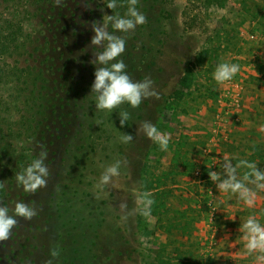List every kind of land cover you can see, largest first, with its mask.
Segmentation results:
<instances>
[{"label":"rangeland","instance_id":"374dc122","mask_svg":"<svg viewBox=\"0 0 264 264\" xmlns=\"http://www.w3.org/2000/svg\"><path fill=\"white\" fill-rule=\"evenodd\" d=\"M127 4L0 0V206L11 215L25 202L38 213L17 218L0 242V264H255L239 229L250 216L264 226V190L245 181L256 193L248 207L238 193H220L209 172L222 175L225 156L264 170V141L240 128L236 96L238 54L247 40L254 46L250 33L264 32V0H138L147 22L109 31L126 40L117 59L128 75L150 78L159 98L98 111L91 61L102 49L90 46L91 26L105 14L124 16ZM222 62L240 71L218 84ZM121 111L129 113L123 127ZM145 121L169 135L167 151L137 134ZM125 133L130 143L121 142ZM42 151L47 187L25 192L16 176ZM117 161L119 176L100 185ZM248 171L238 167L237 179ZM144 192L154 201L150 218L138 210Z\"/></svg>","mask_w":264,"mask_h":264},{"label":"clouds","instance_id":"9594fccd","mask_svg":"<svg viewBox=\"0 0 264 264\" xmlns=\"http://www.w3.org/2000/svg\"><path fill=\"white\" fill-rule=\"evenodd\" d=\"M63 0H54L57 7L62 4ZM138 0H128L127 11L124 16L118 14L103 15L102 22L92 23L91 30L94 35L91 38L90 46L101 48L102 51L94 54L95 58L91 61L96 66L94 72L95 80L91 86L92 94L96 97V109L98 111H109L118 108L122 104H129L132 108H138L144 99L150 97L159 98V94L153 88V81L145 78L143 81H133L126 71V64L121 57L126 50V40L122 36H117L109 31V26L114 32L129 33L135 31L138 25L147 22V17L141 13L136 5ZM106 7L114 10L118 7V0H105ZM219 14H226V10H218ZM115 61V62H114ZM240 71L238 64L222 62L217 65L213 79L218 84H224L231 81ZM120 125L123 127L129 119L127 111H121ZM264 130V125L261 126ZM143 132L150 140L159 144L161 150L167 151L169 144V135L161 133L151 122L145 121L138 128L137 134ZM122 143H130L133 135L125 133L120 137ZM46 152H41L39 158L34 159L25 169L17 174L16 180L18 186H22L23 191L35 193L40 188L47 187L49 168L45 163ZM223 174L217 171H210V180L216 184L220 193L229 191L238 193L239 200L252 207L255 203L256 193L248 188L245 181L255 185L256 189L264 190V170L257 167L256 164L248 161H240L233 166L228 158L224 157ZM247 167L250 171L244 174L243 180L237 179L236 170L238 167ZM120 162L107 166L101 177L100 185H109L113 177L119 176ZM154 201L147 192L138 196V210L145 218L151 217V205ZM121 210L127 209L126 203H121ZM34 206L25 202H17L14 205L13 214H9V209L0 206V242L8 241L12 235L13 229L18 224L17 218L31 221L37 215ZM240 232L245 243V253L248 255L257 254L255 264H264V226H262L255 217L250 216L241 225ZM50 255L58 257L59 251L53 249ZM46 264H53L50 259Z\"/></svg>","mask_w":264,"mask_h":264},{"label":"crops","instance_id":"0c3cea01","mask_svg":"<svg viewBox=\"0 0 264 264\" xmlns=\"http://www.w3.org/2000/svg\"><path fill=\"white\" fill-rule=\"evenodd\" d=\"M249 37L256 38L253 41L254 46L247 40L243 46L248 49L238 54L240 62L243 63L236 83L240 87L236 96L241 106L238 124L249 133L253 131L255 141L258 139L257 142H263L264 130H261V126L264 125V32L250 33ZM252 124L256 127L250 129Z\"/></svg>","mask_w":264,"mask_h":264},{"label":"trees","instance_id":"16d2710c","mask_svg":"<svg viewBox=\"0 0 264 264\" xmlns=\"http://www.w3.org/2000/svg\"><path fill=\"white\" fill-rule=\"evenodd\" d=\"M181 84H183V85H187L188 83L186 84L185 79H183V80L181 81Z\"/></svg>","mask_w":264,"mask_h":264}]
</instances>
